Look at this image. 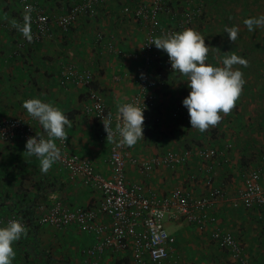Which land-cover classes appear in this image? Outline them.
I'll use <instances>...</instances> for the list:
<instances>
[{"label": "built area", "instance_id": "obj_1", "mask_svg": "<svg viewBox=\"0 0 264 264\" xmlns=\"http://www.w3.org/2000/svg\"><path fill=\"white\" fill-rule=\"evenodd\" d=\"M15 1L23 12L26 11L27 5L33 9L30 13L32 42H41L54 36L53 27L59 34L64 35L69 33L81 18L93 20L107 0H79L53 17H48L39 3L31 0ZM203 12L202 0H141L132 6L123 5L121 16H129L144 29L140 51L127 54L126 57L133 61L141 60L146 67L159 65L161 55L155 45L151 44L153 39L191 28ZM14 33L19 36L16 46L18 50L22 49L28 40L17 30ZM94 40V46L100 53L115 52L114 44L108 42L102 33H95ZM163 65L168 73H175L171 70L167 53L164 55ZM164 70L154 71L153 75L143 72V78L141 74L137 80L135 92L123 102L145 107L143 134L150 125L160 123L161 117L152 118L150 112L156 106V90L166 84ZM92 83L91 70L78 68L70 62L60 63L59 86L67 88L71 85L85 90L86 99L82 112L96 122L98 138L108 142L102 121L107 120L111 113V127L115 130L117 113L107 109ZM27 99L31 98L27 97L24 101ZM23 112L26 118H8L0 121L1 143L18 142L25 148L29 137L37 134L46 138L43 128H35L37 120L30 117L24 108ZM170 117L173 120L185 118L182 107L173 108ZM116 140L117 142H108L110 146L106 165L110 172L109 177L98 173L89 159L67 154L68 140L64 143L55 141L61 150V159L57 164L65 171L68 180L79 181L84 187L97 191L100 201L92 208L74 209L55 201L49 208L38 213L35 221L38 227L51 226L61 230L74 226L80 233L93 237L94 243L81 252L83 264H98L101 255L108 251L130 256L133 264H165L175 245V238L166 229V219H183L192 224L198 233L207 235L209 241L219 250L225 251L234 264H250L241 243L230 232L220 228L217 217L213 214L225 199L224 190L215 183V160L219 158L216 148L198 146L179 152L169 149L160 155L139 160L129 155L126 146H119V136ZM192 158L204 162V168L201 170L203 176L200 178L197 173L188 174V187L179 185L168 193L158 194L146 191L141 184L126 182L127 164L133 166L141 175L147 176L159 168L169 171L185 168ZM217 161L216 165H220L226 162V158L223 156ZM239 168L242 186L231 200V205L256 213L264 232V153L250 168L245 171L243 167ZM198 182L204 193L196 196L191 188ZM13 219L19 220L29 230V223L13 214L0 215V227L6 226L8 221Z\"/></svg>", "mask_w": 264, "mask_h": 264}, {"label": "crops", "instance_id": "obj_2", "mask_svg": "<svg viewBox=\"0 0 264 264\" xmlns=\"http://www.w3.org/2000/svg\"><path fill=\"white\" fill-rule=\"evenodd\" d=\"M78 1L34 0L33 2L43 4L45 11L47 9L48 12L59 15L69 5ZM137 1L141 0H107L106 4L99 8L95 19L81 18L69 33L63 35L54 32L52 38L41 42H28L25 47L18 50L16 44L19 36L15 35L16 30L11 26L10 21L15 19L22 23V10L13 0L7 2L0 0V121L5 118H26L22 105L27 97L38 98L60 108L72 122V128H66L68 134L66 153L89 159L98 173L109 177L106 160L110 144L98 138L96 122L82 112L86 99L85 90L71 85L61 88L58 84L59 69L60 63L70 62L76 64L78 68L91 70L93 87L103 98L107 109L116 114L118 105H122L126 98L135 92L140 75L143 72L153 74L154 71L146 67L141 60L133 61L126 57L127 54L140 51L144 29L129 16L122 17L120 10L123 5L132 6ZM12 3L17 7L14 13L18 12L19 17L14 13L10 16V8L14 6ZM7 17L10 18L5 23ZM95 21H99L98 28L95 27ZM97 32L102 33L109 40L108 42L114 44L115 52L107 54L97 50L94 46V35ZM114 78L118 80L115 81ZM165 79L169 82L166 77ZM254 87L257 90L261 86ZM173 88L189 89L188 86L183 87L180 82ZM243 93L252 100L253 97L250 98L248 94L254 95L255 90L252 86ZM164 97L156 93V106L150 112L152 118L161 117L160 123L150 125L144 134V139H140L133 147L126 146L130 156L143 160L160 155L169 149L182 151L184 144L191 146L187 143L191 137L190 131L184 127L183 120L178 124L170 119V121L162 119L161 103ZM249 100H241L244 107ZM169 114L171 115V111ZM34 125L38 130L42 128L38 120ZM25 151L26 149L18 142H0V215L8 214L23 200L26 203L33 202L37 214L49 208L55 201L62 202L71 209L97 206L100 201V194L97 191L84 187L79 181H69L65 171L57 162L47 174H43L39 159L35 156L29 157L24 153ZM233 155L237 157L238 153L233 152ZM190 168L193 171L198 169ZM141 176L143 175L133 166L127 164V184H141L146 191L158 194L168 193L179 185L188 187L186 171L182 168L176 171L159 168L143 178ZM199 185L198 182L193 187L197 188ZM213 214L217 215L214 211ZM102 220L106 221V219ZM200 236V243L206 246L209 242L208 236L205 234ZM34 243L36 250L33 249ZM93 243V237L80 233L74 226L61 230L51 226L38 227L23 240L14 243L16 256L13 264L54 262L83 264L81 252ZM98 264L133 263L128 255L108 251L101 255Z\"/></svg>", "mask_w": 264, "mask_h": 264}, {"label": "clouds", "instance_id": "obj_3", "mask_svg": "<svg viewBox=\"0 0 264 264\" xmlns=\"http://www.w3.org/2000/svg\"><path fill=\"white\" fill-rule=\"evenodd\" d=\"M32 10L30 5L26 6L22 23L15 19L10 21L11 26L28 42L33 40L30 16ZM243 23L249 31H253L255 27L264 26V15L247 18ZM224 31L231 42L237 40L238 27H225ZM151 44L167 53L172 72H178L187 78L190 92L182 103L188 110L191 129L206 132L209 128H215L224 116L231 114L245 84L243 72L234 68V65L248 67L246 59L232 53L223 58L222 66L206 63L212 47H209L205 43V37L193 28L156 37ZM22 107L30 117L38 120L46 133V138L37 134L29 137L24 153L29 157H37L41 172L47 174L52 165L61 159V150L55 141L64 143L68 140L66 126L72 128V122L60 108L38 98L25 100ZM144 111L145 107L141 108L134 103L118 105L115 130L111 127V113L107 120L102 121L107 133L106 140L117 142L116 137L119 136V146L131 148L140 139H144ZM26 235V227L16 219L0 227V264H13L16 256L13 245Z\"/></svg>", "mask_w": 264, "mask_h": 264}, {"label": "rangeland", "instance_id": "obj_4", "mask_svg": "<svg viewBox=\"0 0 264 264\" xmlns=\"http://www.w3.org/2000/svg\"><path fill=\"white\" fill-rule=\"evenodd\" d=\"M13 1L16 3L15 0ZM230 2H232L231 6ZM230 2H228L229 9L236 10L234 20H231L234 21V23L230 24L240 25L242 23V20H245L250 17H257L258 15L264 14V1L262 0H244L242 2V7L236 2L233 5L234 0ZM17 5L19 6V4ZM19 8L21 7L19 6ZM10 10L11 16L14 11L17 10V7L14 5L12 6V8H10ZM45 13L48 15V17H53L55 15L48 12L47 9ZM243 13L245 14V16H243ZM14 14L19 17L18 12ZM24 14L25 12L21 11L22 18ZM9 18L10 17H7V19H5V23H7V20ZM17 21L20 22L19 20ZM98 22L99 21L94 22L96 28L99 27ZM238 28V35H241L244 40L238 39L239 43H237V50L239 52H242L243 49L240 44L242 40L244 42L242 44L243 46L247 45L248 47L253 48H249V51H245L244 54L245 57L248 58L247 61L254 59V62L248 61L249 67L251 69L254 68V71H256L255 82H253V84L251 83L248 86V89L253 86V89L256 93V89L254 86H264V26L255 27L253 31H249L247 27H245L244 33L241 34L240 31L242 30L243 26H239ZM53 30L55 33L57 32V29L54 27ZM102 31L104 32V30ZM225 38H228V35ZM222 39L224 42H226L224 40V37ZM156 50L161 56L165 55L164 51L159 50L157 48ZM180 84L183 87H185L186 85L183 81H180ZM174 85H178V81L175 84L172 81L166 82V84L162 88L156 90V93L165 96L161 103L163 111L162 119L164 118L165 121H168L170 119L173 122V119L170 117L169 114L170 111H172L173 108H175L176 106L182 107L185 117L182 120L189 127L188 130L190 131L191 136L187 142L190 143L191 146L189 147L187 144H184L185 146L183 149H192L198 146L213 147L218 150V160L221 159L223 156L224 158H226V162H222L220 165H216V162L218 161L217 159L215 160V183L222 187V189L224 190L225 197L223 202L218 205L217 209L214 210V212H216L217 214V224L223 231L230 232L238 240V242L241 243L246 258L250 264H264V232H262L261 230V226L259 224V221L257 220L256 213L245 211L239 207L234 208L231 205V200L235 198V195L241 189L242 186V174L240 173V171H238V168L241 167L242 164L240 163V161L238 162L237 158L233 155V152L239 151L238 148H240L241 144L238 142L236 144L235 141H232L228 138V134L232 132V128L233 126H235V123L233 125H229L231 128L226 127L225 132L224 128L221 127V129L216 135H213L212 137H207V139L203 141V133L199 132L198 130L191 129L188 110L186 107L183 106L182 103L183 100L188 96L190 89L181 88L179 90H176L175 88H173ZM171 88L173 90H171ZM167 89H170V91H168ZM172 91H174V93H172ZM248 95L251 96L252 94ZM130 96H128L127 98H129ZM123 98L121 100H123ZM252 101L257 102L258 98L253 97ZM246 107L250 108L249 103L246 104ZM242 110L243 109L240 110V113H242ZM243 111H246V114H250V110H248L247 108H245V110ZM168 114L169 118L167 116ZM200 136L202 137V139L200 138ZM260 137L262 136L260 135ZM261 142L262 141L259 140V149L264 148L261 146ZM252 145L253 144H250L248 148H251ZM262 152H264V150H262ZM257 155V153L255 154V156H253L252 154L246 158L247 165L244 166V171L257 162ZM190 162V165L188 164L185 168L182 169L189 173H195L197 171L196 175H199V177L201 178V176H203V171L201 170H203L204 168V162L193 158L190 160ZM212 164L214 165L213 162ZM190 167L198 169L193 171ZM141 177L143 178L144 176ZM166 189H169V187H166ZM191 191L194 195L198 196L202 195L204 189L203 187H201V185H199L197 186V188L193 187ZM4 215L7 216L8 214ZM194 228L195 227L192 224L184 221L183 219H179L176 221L172 219H166V229L175 238L176 243L172 253L170 254V257L165 262V264H234L225 254V252L219 250L214 244L209 241V239V242L206 246L204 243H200L201 234H199Z\"/></svg>", "mask_w": 264, "mask_h": 264}, {"label": "trees", "instance_id": "obj_5", "mask_svg": "<svg viewBox=\"0 0 264 264\" xmlns=\"http://www.w3.org/2000/svg\"><path fill=\"white\" fill-rule=\"evenodd\" d=\"M230 1L232 0H202L203 5H204V12L202 16L200 17V19L195 21L193 26L191 27L195 29L196 31L200 32L205 37V43L209 47H212L210 48V51L208 53V60L206 61V63L212 64L213 66H222L223 58L226 55H231L232 53H235L238 56L247 60L248 58L245 57L244 53L245 51H249L248 50L249 48H252V47H248L247 45L246 46L242 45L244 43L243 42L244 39L241 37V35H238V38L234 43L231 42L228 38H225L227 37V33H225L224 31L225 27L243 26L242 30L240 31V34L244 33V28L246 27L243 23L244 20H242V23L240 25L230 24V23H234V21H231V20L232 19L234 20V15L236 11L235 9H229L228 2ZM243 1L244 0H234L233 5L236 2L238 5L242 7ZM231 4L232 2H230V6ZM261 15H264V14H261ZM261 15H258L257 17ZM243 16H245L244 13H243ZM223 37L226 42L223 41L222 39ZM238 39L240 40L243 39L240 43L243 49L242 52H239L237 50L238 49L237 43H239ZM163 59H164V56H161L160 64L149 67L150 70L153 69L154 71H157V72L161 69L164 70L165 66L163 65ZM248 61L254 62V59L248 60ZM234 68H238L239 70L243 72V78L245 80V84L243 86L242 95L237 101L236 107L233 109L231 114L224 116L222 121L215 128H210L206 132H203L202 137H204L203 140L205 141L207 137H212L213 135H216L218 131L221 129V127L224 128V132H225L226 127L231 128L229 125H233L235 123V126H233L232 128L233 130L231 129L232 132L230 134L228 133L227 134L230 140L235 141L236 144L237 142L241 144L240 148H238L239 151H235L234 153L236 152L238 153V156L236 157L237 161L238 162L240 161V163L242 164L241 167L244 168V166L247 165L246 158L249 155L253 154V156H255V154L257 153L258 154L257 156L259 157L262 153H264L262 152L264 148L259 149V140L264 142V86L258 88L260 90L258 91L257 89L256 93L250 96V98L257 97L258 98L257 102H253L252 100H249L247 96L244 95L243 92L244 90L247 91L248 86L251 83L253 84V82H255L256 71H254V68L251 69L249 67V63H248V67L234 65ZM154 71L152 72L154 73ZM164 72H165L164 77L168 78L169 81H172L174 83L177 81L178 82L183 81L187 85V82H186L187 78L181 76L178 72H175L173 74L168 73L166 70H164ZM150 74L153 75L152 73ZM186 85L185 87H187ZM242 99L249 100L250 108L246 107V105L245 107L243 106V103H241ZM245 108L250 110V114H246L245 113L246 111H243L245 110ZM241 109H243L242 113H240ZM180 120L182 119L173 120V121L180 124L182 123ZM184 127H186V130L189 128L186 124ZM260 135L262 137H260ZM202 137L200 136L201 139ZM262 142H261V146L264 147V143ZM250 144H253V145L251 146V148H248ZM188 174L190 173L186 172L187 176ZM19 204L20 205L14 208V210L9 211L8 215L13 214L27 221L30 227L29 230H27V235H28L31 231L37 230L38 228V226L35 223L38 217V214L36 213V210L34 209L33 202L26 203L23 200ZM27 235L22 236L19 241L23 240L25 237H27ZM34 248L36 250L35 243H34L33 249ZM225 254L227 255L226 252ZM52 264H56V262Z\"/></svg>", "mask_w": 264, "mask_h": 264}]
</instances>
